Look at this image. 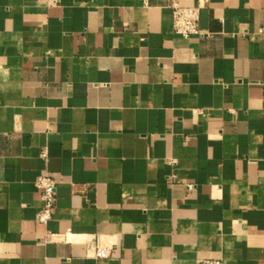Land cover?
I'll return each instance as SVG.
<instances>
[{"label": "crops", "instance_id": "obj_1", "mask_svg": "<svg viewBox=\"0 0 264 264\" xmlns=\"http://www.w3.org/2000/svg\"><path fill=\"white\" fill-rule=\"evenodd\" d=\"M204 259L264 264V0H0V264Z\"/></svg>", "mask_w": 264, "mask_h": 264}, {"label": "built area", "instance_id": "obj_2", "mask_svg": "<svg viewBox=\"0 0 264 264\" xmlns=\"http://www.w3.org/2000/svg\"><path fill=\"white\" fill-rule=\"evenodd\" d=\"M200 21V8L199 6H182L176 4L173 11V31L184 37L201 34L199 26ZM176 159H170V164H176ZM175 176V174H172ZM35 186L39 189L42 199V207L37 214V221L42 224H47L52 216L53 210L56 205V189L57 182L49 174L44 173L38 176L35 181ZM187 187L192 189L194 184H188ZM55 234L47 233L45 240L51 241ZM218 261L204 259L197 262V264H214Z\"/></svg>", "mask_w": 264, "mask_h": 264}]
</instances>
